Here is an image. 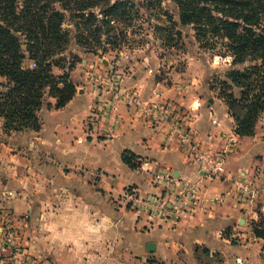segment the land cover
Listing matches in <instances>:
<instances>
[{"label": "crops", "instance_id": "crops-1", "mask_svg": "<svg viewBox=\"0 0 264 264\" xmlns=\"http://www.w3.org/2000/svg\"><path fill=\"white\" fill-rule=\"evenodd\" d=\"M137 81H121L135 100L74 83L61 109L45 95L38 132L0 129V221L5 214L21 252L33 264H262L252 224L264 209V139L236 136L206 86L153 81L149 92ZM150 99L179 114L151 117ZM190 185L196 200L175 213ZM153 199L166 210L140 205ZM2 240L0 222V264H17Z\"/></svg>", "mask_w": 264, "mask_h": 264}, {"label": "trees", "instance_id": "trees-1", "mask_svg": "<svg viewBox=\"0 0 264 264\" xmlns=\"http://www.w3.org/2000/svg\"><path fill=\"white\" fill-rule=\"evenodd\" d=\"M100 1L0 0V129L5 135L38 132L46 94L55 99V109L73 99L76 88L68 74L53 73L62 69L61 56L70 44L69 31L63 28L65 13L70 22L81 20L74 23L75 44L80 46L91 45L88 36L100 38L95 22L109 26L129 19L123 2L107 7L98 19L91 10ZM169 1L178 14L174 25L191 27L205 51L231 58L230 70L219 81L218 99L233 120L234 134L253 137L264 113V0ZM122 161L132 166L125 155ZM252 230L256 238H264L260 224L253 223Z\"/></svg>", "mask_w": 264, "mask_h": 264}, {"label": "rangeland", "instance_id": "rangeland-1", "mask_svg": "<svg viewBox=\"0 0 264 264\" xmlns=\"http://www.w3.org/2000/svg\"><path fill=\"white\" fill-rule=\"evenodd\" d=\"M115 2L126 3L129 19L110 22L109 26L95 22L93 25L100 27L101 36L97 40L88 36L90 46L75 44L74 23H80L81 20L70 22L68 13H65L63 28L69 31L70 44L61 56L63 61L59 67L62 69H53L55 75L67 73L69 81L78 86H93L99 90L107 87L105 92L113 94L116 100H135V88L127 87L125 89H131L121 92V81L124 78L139 79L137 82L141 89L149 92L153 90V81L161 86H180L194 93L198 92L199 87L206 86L211 96L218 98L219 81H223L225 73L230 70L231 58L205 51L195 41L191 27L174 25V22H178V14L171 1L101 0L91 12L101 19V13ZM122 9L121 6L117 11ZM69 64L72 66L67 72ZM3 84L4 79L0 78V91ZM150 100L144 102V107L151 117L166 118L170 114L169 109L174 108L167 103ZM191 109H194L193 106ZM173 114L178 115V109L174 108ZM256 128L254 136L264 139V113ZM257 191L261 195L258 196L260 205L264 208V187L260 186ZM253 223L258 226L260 224L264 229V209L263 214ZM260 245V258L264 264V238Z\"/></svg>", "mask_w": 264, "mask_h": 264}, {"label": "built area", "instance_id": "built-area-1", "mask_svg": "<svg viewBox=\"0 0 264 264\" xmlns=\"http://www.w3.org/2000/svg\"><path fill=\"white\" fill-rule=\"evenodd\" d=\"M32 66L34 65L32 64ZM143 166L147 167L149 166V163L147 161H144ZM218 170H221V167H218ZM194 194L195 191L192 185L185 187L184 191L178 192V200L175 201L178 204V208H172V211H175V213H177L184 201H186L188 198H191L192 201H195L196 199L194 197ZM161 200L162 199H153L152 201H142L140 202V205L152 212H163V210H166L167 203ZM0 222L3 228V240L1 247L2 250H10L11 254L15 257V262L17 264H33V261H31L26 255L21 252L17 240V235L15 234L14 229L11 227L10 222L8 221L5 214L1 216Z\"/></svg>", "mask_w": 264, "mask_h": 264}, {"label": "water", "instance_id": "water-1", "mask_svg": "<svg viewBox=\"0 0 264 264\" xmlns=\"http://www.w3.org/2000/svg\"><path fill=\"white\" fill-rule=\"evenodd\" d=\"M150 246H147V250H149L150 251V249H148Z\"/></svg>", "mask_w": 264, "mask_h": 264}]
</instances>
